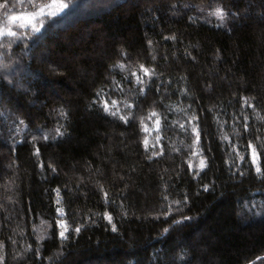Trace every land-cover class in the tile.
Wrapping results in <instances>:
<instances>
[{"label": "trees", "instance_id": "obj_1", "mask_svg": "<svg viewBox=\"0 0 264 264\" xmlns=\"http://www.w3.org/2000/svg\"><path fill=\"white\" fill-rule=\"evenodd\" d=\"M64 2L70 7L33 21L39 32L16 21L24 35L11 48L12 38L0 37V61L14 69L8 79L0 69L5 264H264V177L243 147L244 161L229 147L244 115L250 133L240 144L264 139V0ZM217 5L223 22L209 15ZM29 11L16 4L8 14ZM139 64L156 73L144 95L130 77ZM112 100L120 115L133 104L127 124L103 111ZM152 111L162 139L154 132L146 148L140 121ZM185 111L203 129L197 156L193 138L173 125ZM214 117L228 123L220 128ZM182 216L190 219L172 223ZM58 219L69 225L66 239Z\"/></svg>", "mask_w": 264, "mask_h": 264}, {"label": "snow or ice", "instance_id": "obj_2", "mask_svg": "<svg viewBox=\"0 0 264 264\" xmlns=\"http://www.w3.org/2000/svg\"><path fill=\"white\" fill-rule=\"evenodd\" d=\"M16 4H20L22 7H27L32 9V11H29L27 13H19V14H13V15H9L8 12L9 11H14ZM70 7L69 3L64 2V0H51V3H45L43 2V0H14V2L10 3V0H0V9H6L7 11H5V16H6V22L4 23H0V37H10L12 39L8 40L7 42V47L11 48L12 44L15 43L16 40L21 39L24 35L23 32H18L16 30H14L13 28V24L16 21H22V23H20L19 27L20 28H24L26 26V24H30L32 27V32H39L40 28L36 26L35 23H33V21H35L38 17H42L45 14H47L48 16H56L58 13L62 12L64 9H67ZM209 15L210 16H215L218 20H220L221 22H223L226 17H227V12L226 10L221 6V5H217L216 7L212 8L209 11ZM191 19V18H190ZM195 22V21H193ZM222 26V24H221ZM175 39V37H165V39ZM149 43L151 44V41H149ZM0 47H5L4 44H0ZM114 67H119L122 70L125 69V65L124 64H117L114 65ZM0 69H2L4 71V73L6 74L4 76V79H8V73L13 72L14 69H12V66L10 63L5 64L3 63V61H0ZM156 75L155 70L151 67H146L144 64H139L138 67L135 70H132L130 72V77L134 78V83L136 85H139V95H144V85H146L147 81H146V77L147 78H151L152 76ZM129 76H125V79H130ZM9 83H11V81H9ZM159 90V89H158ZM121 92H123V89H120ZM100 93H97V96H99ZM242 101V105H246L248 108H253L254 104L249 102V99L246 97H242L241 98ZM118 101L112 100L110 102H102V108L103 111L105 113H107L110 116L113 117H118L121 121H123L124 123H128L129 122V118L133 116V113L130 111V109H132L133 104L132 103H124V109L127 111V115H120V109L118 107H116ZM115 109V110H113ZM171 110V109H170ZM209 111H213V109H209ZM62 117L65 116V114L63 112L59 113ZM146 119H154V129L157 133L156 135V143H159L160 140L162 139V137L159 135V133L161 131H163L162 125H161V119L160 116L155 112L152 111L149 113L148 117H142L141 118V128L143 131L148 132L149 129L148 127L145 125V120ZM214 119H217V124L218 127L223 128V125L228 123L227 121H224L223 123H221L219 121V119L217 117H214ZM233 120L236 119V117L232 118ZM248 119L249 117L247 115L243 116V123H242V131H237L235 127H233V132H235V135L237 136V141L235 143H229V147L232 149V151L235 153V156L238 158V160L240 161H244L245 160V155L239 151L240 147H243L244 152H247L250 154V160H251V166L254 167L255 169V173L257 174L258 177H264V169H262L261 167V157L264 156V139H262L258 134L254 137L255 139V143L253 142V139H249L246 145H242L240 144V140L243 139V136L245 133H250V126L248 124ZM257 119L260 120H264V117H260L259 115L257 116ZM20 124H24V121L21 120ZM179 129L184 132L186 135H190L193 139H192V144L189 146L193 149H195L194 151L191 152L192 156H197L200 154V142H201V138H202V132L203 129L199 123V116L198 114H188L185 111V119L183 120V122H178V121H173V125H177ZM173 125H169L168 127H172ZM63 127V126H61ZM61 127L56 128V136H62L63 132L61 131ZM260 129L257 128L256 132L259 133ZM55 138V137H53ZM33 139L35 140L36 137H33ZM43 139L47 140L48 136L45 135L43 137ZM221 139L222 140H229V134L228 133H221ZM144 144L145 147L147 148L148 146V139L147 137H145L144 139ZM39 150L37 149V154H38ZM154 155H159V152H155L153 153ZM193 167V165L191 163H189V168ZM199 167L201 169H203L205 167V160L201 159L200 160V165ZM53 171H55V169H53ZM241 175H243V173H241ZM205 190H207V186H205ZM105 199H107L108 194L105 192ZM165 199H167V197L165 196ZM185 199H187V197H185ZM59 203V201H58ZM175 204H180V201H174ZM61 216H63V209L62 208H57L56 210ZM169 211H171V208H169ZM165 215H167V213H165ZM104 218L107 219L109 221V223H111L112 221V217L105 212L104 213ZM190 219L189 217L186 216H182L181 219L178 220H174L172 223L174 225H178L181 224L183 220H187ZM57 225L62 229L59 232V236L61 237V239H66V235L65 233H67L69 231V225L63 220V219H58L57 220ZM81 230L80 227H76L74 229L75 232L79 233ZM113 231H116V227L115 225H113L112 227ZM165 232L168 231V229L164 230ZM3 247V242H0V248ZM30 247V246H29ZM0 264H5V258L4 256L0 255Z\"/></svg>", "mask_w": 264, "mask_h": 264}, {"label": "rangeland", "instance_id": "obj_3", "mask_svg": "<svg viewBox=\"0 0 264 264\" xmlns=\"http://www.w3.org/2000/svg\"><path fill=\"white\" fill-rule=\"evenodd\" d=\"M113 110H115V109H113ZM147 127H148L149 131L146 132V133H147V139H148V142H149L150 140H152L153 136H155L154 135L155 134L154 132H156L155 129H154V121H153V125L151 126V128H149V126H147ZM199 165H200V162L198 163V167H199ZM61 230L62 229L60 228V231Z\"/></svg>", "mask_w": 264, "mask_h": 264}]
</instances>
